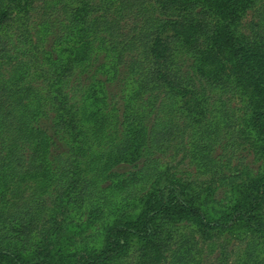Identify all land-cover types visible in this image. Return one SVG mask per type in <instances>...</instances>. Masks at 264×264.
Instances as JSON below:
<instances>
[{"label":"trees","instance_id":"16d2710c","mask_svg":"<svg viewBox=\"0 0 264 264\" xmlns=\"http://www.w3.org/2000/svg\"><path fill=\"white\" fill-rule=\"evenodd\" d=\"M257 1L0 0V57L12 56L25 69L0 83L6 99L0 102V193L25 179L49 181L20 190L15 208L0 207V264H214L216 254L206 262L216 251L213 230L234 239L230 247L218 244L215 264H264V19L240 26ZM112 7L115 18L94 23ZM54 9L63 16H53ZM37 11L47 17L34 26ZM128 16L125 30L120 23ZM97 72L106 77L88 87L81 82L80 75ZM114 80L122 91L134 83L141 89L135 126L95 149L90 133L105 131L109 117L101 105H108L105 88ZM236 96L241 114L215 116ZM186 133L188 159L198 169L220 180L232 176L221 173L213 156L226 136L232 149L250 146L261 172L239 183L233 178L232 198L220 207H203L193 187L163 174L152 183L156 164L119 175L121 165L141 158V167H149V156L169 145L178 154ZM56 144L66 147L53 153ZM122 186L129 192L120 193ZM118 192L119 203L112 204ZM44 195L56 216L43 219L38 231ZM84 201L86 213L104 222L76 246L62 230L70 229L67 214L79 213Z\"/></svg>","mask_w":264,"mask_h":264},{"label":"rangeland","instance_id":"374dc122","mask_svg":"<svg viewBox=\"0 0 264 264\" xmlns=\"http://www.w3.org/2000/svg\"><path fill=\"white\" fill-rule=\"evenodd\" d=\"M139 7V6H137ZM135 7H133L132 13H135ZM53 12V16H60L62 17V13H57V11L51 10ZM254 10H248L247 13L242 17L241 22L242 25L245 26L247 22L250 19H264V0H258L256 2L255 11ZM42 11H37L36 13L33 12L32 19L33 21H37V23L34 26H38V23L40 20L46 18L47 16L41 14ZM62 15V16H61ZM38 16V17H36ZM117 16V12L114 11V8L110 9L105 16H101L97 19L95 24L103 23L107 19L115 18ZM50 20V19H49ZM132 19L130 16L127 17V19L122 20L120 23V26H123L125 30L128 29V25L131 23ZM52 22V21H51ZM94 24V25H95ZM241 32L247 34L249 32V28L242 27ZM99 33H104L103 29L99 30ZM35 39V37H34ZM49 43L46 42L44 44V49H48ZM102 54V53H101ZM101 54L99 55V60H101ZM97 62V63H98ZM21 69L18 66V63L13 60L12 56L9 57H0V83L1 82H10L15 81L18 75H21L24 72V67ZM83 76V79H81V82L85 84L86 87L90 85L93 78H97L98 76L101 78L106 77L105 74H100L97 72V74H89V75H80ZM125 76L123 69L120 70V74L118 75L119 78H123ZM34 83V80H33ZM38 83H42V79L38 80ZM31 85V83L29 82ZM137 83L132 84V86L129 89L122 91V85L116 84L115 80L114 82L107 83V88H105V92L107 93L108 97L106 98V101L108 105L105 103L102 104V109L104 112L108 113V121H105L106 128L103 133L99 132H92L90 133V138H92L93 147L95 149H104L109 147V138L113 137L114 139L118 140L119 136L121 135L122 131L125 128H133L135 126L133 122V116L138 111L137 104L138 99L137 95L141 93L140 88H136ZM136 88V89H135ZM140 91V92H139ZM140 95V94H139ZM12 97H17V95H12L9 100H11ZM4 100L2 99L0 95V102L4 104ZM114 108V109H112ZM123 110L127 113L123 117V113L121 112ZM224 111L233 112L234 114L238 115L241 114V102L239 98L233 97L231 99L230 105H226L223 108V111L216 112L215 116H220ZM226 113V112H225ZM217 117V119H218ZM152 116L148 117V120L146 121V125L149 126L151 122ZM218 124V123H217ZM221 125V124H220ZM222 126V125H221ZM188 134L186 133L183 136V148L180 150L178 154L175 153L176 149L174 150L173 145H169L168 148L163 149V152L155 153L151 156H149V167H141L144 165L143 158L137 160V161H131L124 165H121L117 171L119 175H121V178L128 177L130 172L132 170H138V169H150V165L156 164L155 167H153L154 173L150 181L152 183L156 184V178L160 177L162 174L166 176L168 179H176L180 182H182L186 186H190L194 188V193L197 194V200L202 201V205L204 207L205 204H214V206H223L227 204L231 198H232V189L230 187L229 182L235 178L234 183H239L246 181L248 179H251L261 172V160L255 156L250 148L249 145L245 144L243 146H239L235 149H232L226 145V136L222 139V141L215 146V149L213 150V156L217 158L219 163V168L221 173L227 174V176L232 175L230 177H224L223 180H220L217 176L209 174L212 173L209 171H204L202 168H199L196 166V162H191L188 159V148H189V138ZM226 135V134H224ZM92 136V137H91ZM65 145L62 144H56L55 152H60L61 150H64ZM101 160H104L102 157H100ZM109 164L111 165L112 162L110 161ZM54 166H57V162H54ZM83 166V165H82ZM116 166V165H115ZM141 167V168H140ZM156 168V169H155ZM87 170V169H86ZM92 172H90L91 174ZM87 176L89 174L85 173ZM157 174V175H156ZM234 176V177H233ZM35 179V178H34ZM34 179H25L19 181V183L16 184L15 190L10 192L11 190L4 189L2 193H0V207L7 208V209H13L15 208V202L18 201L19 195L21 194L22 190H25L23 194H25L26 190H31L32 186L36 184H43L44 182L47 184L49 182L46 178L40 179L39 182L35 183ZM148 181V183H150ZM147 183V184H148ZM141 186H143V183H140L137 185L136 189L134 191H138L141 189ZM54 187V186H52ZM123 189H121V192L127 193L129 192L128 189H126V186H122ZM147 188V186L145 185ZM21 190V191H20ZM51 190V189H50ZM117 193L116 195L112 196L110 199V202L112 204H118V200L120 197V193ZM28 194V193H27ZM24 196V195H23ZM45 196V195H44ZM46 199V208L43 209V215L41 216V219L37 223L38 225V231L41 228V221L43 219H51L56 215L49 214L48 208L52 205L51 199L45 196ZM132 199V198H130ZM23 202V201H22ZM21 203V201H19ZM83 208L82 210H79L78 212L74 213H68V219L69 222L71 221V227L70 229L66 230V228H63L62 232L67 233L68 238L72 240V245H80V242H86L89 239H92L93 236L96 235L97 231L101 229V224L104 222L102 219H95L91 214L89 215L86 213L87 211V201L83 202ZM219 206V207H220ZM61 215H58V218H61ZM57 220V219H56ZM73 228V229H72ZM41 232V231H40ZM215 233V236L212 239V245H216L215 253H212L210 256L207 257L206 262H210L212 260V257L216 254V261L213 263H218L219 260L218 257H220V247L218 244L221 241H226L227 245L230 247L234 239L230 234L226 231L222 230H213ZM40 234V233H39ZM40 237V236H39Z\"/></svg>","mask_w":264,"mask_h":264}]
</instances>
